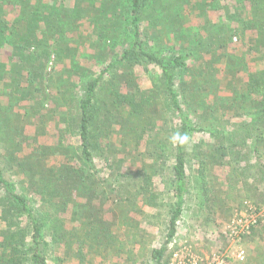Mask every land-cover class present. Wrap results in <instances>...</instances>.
Returning <instances> with one entry per match:
<instances>
[{
	"label": "trees",
	"instance_id": "1",
	"mask_svg": "<svg viewBox=\"0 0 264 264\" xmlns=\"http://www.w3.org/2000/svg\"><path fill=\"white\" fill-rule=\"evenodd\" d=\"M89 42L94 53L81 57L79 48ZM239 42L246 50L236 68ZM53 57L69 63L56 79L46 69ZM90 62L93 69L86 68ZM249 64L257 71L245 77ZM138 66L158 69L159 86L143 87ZM22 81L26 98L19 102L14 88ZM222 84L233 91L219 103ZM0 86L13 89L6 100L0 95V264H49L55 246L85 262L105 255L116 247L120 218L106 199L129 215L137 201L139 212L159 209L166 192L175 199L167 240L147 263L162 264L178 235L191 170L203 182L214 170L218 187L232 154L242 155L229 144L230 120L247 118L246 105L264 121V0H0ZM211 96L208 104L203 98ZM16 103L28 111H17ZM177 132L188 139L173 144ZM52 144L64 155H53ZM97 157L109 178L99 177ZM253 194L264 197L256 188ZM80 197L100 204H78ZM254 204L264 207L259 199ZM98 210L109 213L110 225L94 221Z\"/></svg>",
	"mask_w": 264,
	"mask_h": 264
},
{
	"label": "rangeland",
	"instance_id": "2",
	"mask_svg": "<svg viewBox=\"0 0 264 264\" xmlns=\"http://www.w3.org/2000/svg\"><path fill=\"white\" fill-rule=\"evenodd\" d=\"M72 45H78L77 40H74ZM242 47H245L243 43H236L235 59L237 62L234 64V67L236 68H238L240 66V63L243 61L242 59L246 49L243 50ZM60 51L61 50H58L57 52ZM79 52L81 57H84L85 55H91L92 53H94L93 45H91L90 42L86 43L85 46L79 48ZM213 57L215 60H217V57H219V55L215 53ZM61 58V55L56 56V59ZM108 58L109 57H106L105 60L109 61L107 60ZM52 59H54V61L49 63L48 68H46L48 78H60L59 75H61L62 72L69 66L68 60L63 58L64 60L62 59L59 62L55 59V57H53ZM14 65V63L8 64V68L6 70L7 74L5 78L8 79L10 69L13 71ZM93 66L94 63L90 62L86 66V68L93 69ZM217 66L223 68L222 59L217 61ZM101 67L103 68V66L100 65L98 70ZM256 67L257 65L255 66L249 64L244 69V76L247 77L249 74L256 72ZM136 69L137 74L139 75L140 84L143 87L149 86L150 81L152 84L157 82V86H159L158 69L150 67V71L148 72H146V70L141 66H138ZM15 72L17 71L14 70V73ZM24 73L26 74V72H23L22 74ZM19 79L22 80L21 74H19ZM44 79H46V75ZM38 83V80H35L34 76L29 77V85L33 87L32 92L35 96L41 98V104L43 102L46 105L48 101H43V93H39L37 92V90H35V88H40V85ZM24 86H26V84L22 81V83L20 84V88H14V94L17 96L19 102L22 98H26V94L23 92ZM4 87L5 89L0 86V95L4 100H6L8 94L11 92L13 93V89L7 88L6 86ZM231 88H233V86L226 84H222L220 86L218 96L219 103L227 101V97L229 96V94H231V91H233V89ZM211 98L212 96L207 98L205 97L203 99H205V101L207 100L208 104H212ZM246 107L248 106L244 105L245 111L252 110L251 108ZM15 108L17 109V111L19 110L17 103L15 104ZM206 109L207 107H204L202 110L203 119L201 118V120H204V122L206 121L205 119H208L209 117V114H206ZM19 111L21 113H24L28 111V109H24L23 107L20 108ZM33 119L34 116L30 121H33ZM246 121V118L243 119L242 116L234 117L232 120H230L231 132L229 131L228 133L231 137L229 142L230 145H236V143L239 145H243V143L239 141V134L243 132H247L249 134L252 133L251 130H248L246 128L247 126H242L243 124H246ZM250 126H252L251 123ZM28 129L31 134L34 133V127H29ZM262 134L264 136V133ZM68 139L71 142L70 138ZM200 140L201 142L203 140L204 142H207L208 138L207 136L200 135ZM73 142L74 145H77V142L75 140ZM52 146L54 150L53 155L57 153L60 156L64 155L63 153H65V151L63 147H55L57 146L55 144H52ZM2 147L3 142H1L0 140V148ZM6 153L9 154V148ZM167 153L169 155L172 152L171 150H168ZM234 156L235 155L232 154L233 160H235ZM241 156L239 154L236 158V160H238L237 165L233 163V166L231 168H229L228 166L221 169V175L218 176L221 179V182L219 181L218 187L216 186V182H213V178L215 180L213 174L214 170L210 172V175L207 174L206 180H204L205 184L200 176H198V174L194 172L195 170H191V175L189 177V196L188 199H186V203L183 209V215L178 222V235L176 239L169 245V255H171L172 251L177 246L192 245L197 249L199 254L205 258L211 256L213 253L225 254L227 256V264H264V223L254 234L249 237H244L243 239H241V241H231L225 234L226 228L231 220L234 218L237 212L243 209L244 203L248 201L246 199H259L261 202H264L263 196L253 198L255 188L257 189V191L264 194V186H259L260 176L258 173L256 174L257 170L253 165V161L250 162L249 159L248 164L250 170L246 174V167L243 166L244 160ZM117 157L121 156L118 155ZM51 159L52 162H54V159ZM72 161L73 163H75V159L73 156ZM100 162L103 163V160L98 159L97 157L96 163L99 177L109 178L111 175H109L108 173L110 172L108 165L104 166L103 164H99ZM192 163H194V160ZM162 167L160 168V170L161 173L164 174ZM192 167L193 169H196L198 166L193 165ZM233 167L237 168L236 171L233 170ZM207 169L211 170L208 167ZM210 181L214 185V187L212 188H208V183H210ZM215 186L217 187L216 189ZM205 188H207L206 190H208V193L204 192ZM30 196L34 198L36 197V195L33 194H30ZM163 198L165 199H160L159 201V209L145 208L143 212L138 211L140 202L137 201L136 206L129 211V215L127 209H123V212L119 211L121 209H117V202L111 204V199H106L107 203L105 205L110 204L118 215L120 213L119 223L115 225V228H117L118 230V232L116 233V247L110 249L105 255H101L98 253L95 256L93 254H90L92 258L89 259V261L85 262L81 261L76 256L74 258H66V248L55 246L53 250L48 254L49 264H147L151 259V250L163 247L167 240L166 233L171 215L170 212H172L171 209L174 207L173 204L175 203V199H172L171 193L166 192ZM76 201H78V204H85L89 203L90 201H95L97 204H100V199H85L80 197L79 199H76ZM73 211L74 207H70L67 216L72 214ZM102 212L98 210L94 213L97 214V216H94V221L98 220L100 221V224L110 225V220L112 219L109 213L105 212V214H103ZM229 217L230 220H227ZM78 219H80V217L76 218V220ZM76 225L79 226V222H77ZM75 232L76 231H74L73 233ZM221 235L224 236V239ZM242 252H244V255L246 256L244 262H241L238 259V255ZM169 257L170 256H168V258Z\"/></svg>",
	"mask_w": 264,
	"mask_h": 264
},
{
	"label": "built area",
	"instance_id": "3",
	"mask_svg": "<svg viewBox=\"0 0 264 264\" xmlns=\"http://www.w3.org/2000/svg\"><path fill=\"white\" fill-rule=\"evenodd\" d=\"M263 219L264 207L260 209L254 203L247 201L243 209L231 220L225 234L231 241H241L244 237L251 235L252 229ZM169 256L162 264H227L225 254L213 253L205 258L192 245L177 246ZM238 259L241 262L245 261L244 252L238 255Z\"/></svg>",
	"mask_w": 264,
	"mask_h": 264
},
{
	"label": "crops",
	"instance_id": "4",
	"mask_svg": "<svg viewBox=\"0 0 264 264\" xmlns=\"http://www.w3.org/2000/svg\"><path fill=\"white\" fill-rule=\"evenodd\" d=\"M251 108V106H250ZM251 110V109H250ZM260 110H258L256 107L252 108L251 111L248 113V116L246 118V125L247 129L251 130V134L249 133H241L239 134V141L243 143V145H239L236 143L235 150L236 152L239 151V153H243L241 156L244 160V167L245 173L247 174L250 170L249 167V159L250 162L253 161V165L256 168L259 176H260V183L259 186H264V136L262 133H264V122H259V113ZM259 113V114H258ZM250 123L252 126H250ZM251 127V128H249ZM246 141V143H245ZM233 147V146H232ZM233 151V150H232ZM238 154V153H237ZM235 157V156H234ZM237 158V157H235ZM238 160H233V163L237 165ZM257 178V175H256ZM252 203H255L258 199H246Z\"/></svg>",
	"mask_w": 264,
	"mask_h": 264
},
{
	"label": "clouds",
	"instance_id": "5",
	"mask_svg": "<svg viewBox=\"0 0 264 264\" xmlns=\"http://www.w3.org/2000/svg\"><path fill=\"white\" fill-rule=\"evenodd\" d=\"M187 139L188 137L186 135H182L179 132H177L173 134V136L171 137V142L173 144H175L176 142L184 143Z\"/></svg>",
	"mask_w": 264,
	"mask_h": 264
}]
</instances>
